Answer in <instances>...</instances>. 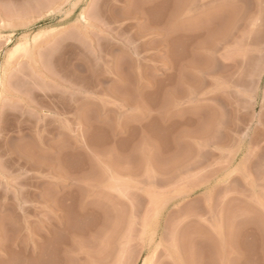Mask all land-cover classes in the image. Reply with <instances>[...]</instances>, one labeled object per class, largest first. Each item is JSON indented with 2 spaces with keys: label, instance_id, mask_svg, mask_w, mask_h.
Segmentation results:
<instances>
[{
  "label": "rangeland",
  "instance_id": "374dc122",
  "mask_svg": "<svg viewBox=\"0 0 264 264\" xmlns=\"http://www.w3.org/2000/svg\"><path fill=\"white\" fill-rule=\"evenodd\" d=\"M0 264H264V0H0Z\"/></svg>",
  "mask_w": 264,
  "mask_h": 264
},
{
  "label": "bare ground",
  "instance_id": "6f19581e",
  "mask_svg": "<svg viewBox=\"0 0 264 264\" xmlns=\"http://www.w3.org/2000/svg\"><path fill=\"white\" fill-rule=\"evenodd\" d=\"M19 47V46H18Z\"/></svg>",
  "mask_w": 264,
  "mask_h": 264
}]
</instances>
